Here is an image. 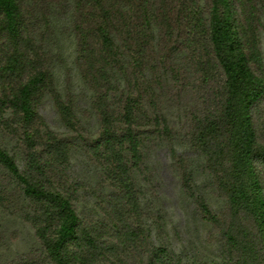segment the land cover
Returning <instances> with one entry per match:
<instances>
[{"label":"trees","instance_id":"16d2710c","mask_svg":"<svg viewBox=\"0 0 264 264\" xmlns=\"http://www.w3.org/2000/svg\"><path fill=\"white\" fill-rule=\"evenodd\" d=\"M263 39L264 0H0V264H264Z\"/></svg>","mask_w":264,"mask_h":264},{"label":"rangeland","instance_id":"374dc122","mask_svg":"<svg viewBox=\"0 0 264 264\" xmlns=\"http://www.w3.org/2000/svg\"><path fill=\"white\" fill-rule=\"evenodd\" d=\"M62 48L67 65H69L72 56V45L68 39H63ZM56 74L58 76V82L61 85L63 76L61 66L57 67ZM72 78L73 82L77 83L78 78L75 71L72 72ZM40 111L48 118L51 126L59 127L55 119L54 111L48 101L41 106ZM152 159L159 163V174L163 180L161 196L163 205L167 211L168 226L175 227L179 235V237L174 235V245H178V239H183V242H185L188 238H197L198 234L202 235L203 226L200 223L196 225L187 213L186 203L182 199L178 189V181L168 165L169 154L167 149L164 146H159L154 150ZM5 231L9 233L5 237V242L0 243V255L2 253L26 249L32 240L30 228L18 220L8 218L5 221Z\"/></svg>","mask_w":264,"mask_h":264}]
</instances>
